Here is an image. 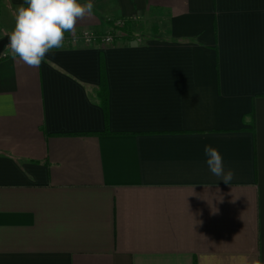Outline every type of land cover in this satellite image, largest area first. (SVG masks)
Masks as SVG:
<instances>
[{
	"label": "crops",
	"instance_id": "crops-1",
	"mask_svg": "<svg viewBox=\"0 0 264 264\" xmlns=\"http://www.w3.org/2000/svg\"><path fill=\"white\" fill-rule=\"evenodd\" d=\"M93 3L126 35L0 60V264H264V0Z\"/></svg>",
	"mask_w": 264,
	"mask_h": 264
},
{
	"label": "clouds",
	"instance_id": "clouds-1",
	"mask_svg": "<svg viewBox=\"0 0 264 264\" xmlns=\"http://www.w3.org/2000/svg\"><path fill=\"white\" fill-rule=\"evenodd\" d=\"M93 9V0L83 3L80 0H24L14 13L13 29L6 33L9 38L6 50L10 51L5 54L29 67H39L50 51L64 47L66 33L77 38V22L90 17ZM204 154L212 174L230 184L234 174L230 170L225 172L219 150L205 145Z\"/></svg>",
	"mask_w": 264,
	"mask_h": 264
},
{
	"label": "built area",
	"instance_id": "built-area-1",
	"mask_svg": "<svg viewBox=\"0 0 264 264\" xmlns=\"http://www.w3.org/2000/svg\"><path fill=\"white\" fill-rule=\"evenodd\" d=\"M127 27V20L124 18H117L113 21L112 29L104 34H99L95 31L86 30L77 33V38L73 39L71 34H65V45H92V44H113L116 39L123 37L125 34V28ZM87 33V35H85ZM4 50L0 56L6 57L10 54H5Z\"/></svg>",
	"mask_w": 264,
	"mask_h": 264
},
{
	"label": "trees",
	"instance_id": "trees-1",
	"mask_svg": "<svg viewBox=\"0 0 264 264\" xmlns=\"http://www.w3.org/2000/svg\"><path fill=\"white\" fill-rule=\"evenodd\" d=\"M126 29V28H125ZM10 56V55H9ZM8 56L6 57H3V56H0V60L2 59H5L7 58ZM100 96H101V99H102V104H103V107L105 109V112L106 114L108 113L107 111V102H108V91H107V87H106V82L104 80V76L102 75L101 76V89H100Z\"/></svg>",
	"mask_w": 264,
	"mask_h": 264
},
{
	"label": "water",
	"instance_id": "water-1",
	"mask_svg": "<svg viewBox=\"0 0 264 264\" xmlns=\"http://www.w3.org/2000/svg\"><path fill=\"white\" fill-rule=\"evenodd\" d=\"M9 43V38L6 36L0 39V55L6 49V45Z\"/></svg>",
	"mask_w": 264,
	"mask_h": 264
}]
</instances>
